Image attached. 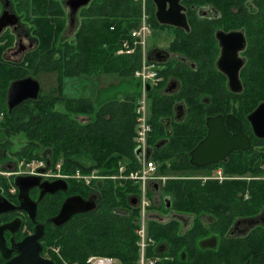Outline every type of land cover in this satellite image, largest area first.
<instances>
[{
    "label": "flooded vegetation",
    "instance_id": "af4514ba",
    "mask_svg": "<svg viewBox=\"0 0 264 264\" xmlns=\"http://www.w3.org/2000/svg\"><path fill=\"white\" fill-rule=\"evenodd\" d=\"M94 1L74 8L68 0L66 5L69 13L66 18L60 0H36L34 6L30 0H0V20L5 14L15 22L14 25L0 26L1 65L16 71H21L28 65V58L41 46L38 26L44 24L42 18L49 10L51 11L52 7L56 9L52 11V15L49 12L47 16L66 20L69 30L76 32L81 26L84 11ZM157 1L133 0L141 9L140 19L134 30H138L145 23L146 34L142 46L149 44L145 58L149 66V83L145 91L152 100L149 122L153 118L156 103L157 106L161 105L162 109V114L157 117L158 131L148 150L149 158L154 157L170 144L176 129L181 126L186 128L190 124L192 126L194 125L191 123L192 120L200 119L198 133L191 136L197 138L195 146L186 153L190 168L172 170V161L181 160L178 156L160 164L165 166L169 164L172 172L204 174L202 177L194 178L166 177L164 184L174 179L196 180L203 184L211 181L224 184L232 180L264 182V164L261 165L262 174L255 177L228 173V169L245 164L246 159L255 157L259 160L264 155V138L258 136V133L262 132L256 131L252 121L254 114L262 108L255 121L259 127L264 128V0ZM160 7L163 9L161 18ZM136 41L134 39L135 43ZM133 54H139L138 50L135 49ZM27 78L38 80L35 73H30L8 83L6 95L4 92L1 94V103L6 105L3 110L7 109L11 114L20 106L35 102L43 95L40 85L38 99L28 100L10 110L11 84ZM137 78L139 79L138 76ZM5 119V112L0 113V123ZM209 119H219L218 123L222 122L221 125L223 124L228 138L238 137V141L242 140V142L238 144L239 148L225 156L223 161L197 167L192 164V153L208 137ZM218 123L216 130L220 129ZM153 128L151 124L149 138L154 133ZM11 138L6 136L3 141L9 145ZM246 138L249 142L247 150L242 148L246 146ZM48 152L43 155L44 159ZM31 161L40 165L45 162L39 159ZM8 162L10 161H7L6 165L5 163L0 165V189L2 196L15 206L20 205L19 191L14 183L17 177L41 178L38 186L29 192L33 202L42 198L41 195L46 191L40 183H54L61 180L48 175L52 169V161L45 174L40 173V170L46 168V164L33 167L32 171L26 173L24 171L16 174L8 173L9 167L13 168ZM7 174L14 176L11 179L13 182L11 192L2 183L3 177ZM65 181L67 191L46 193L38 205L36 220L46 224V235L48 229L55 226L50 220L59 214L67 199L79 196L87 201L95 196L98 206L101 187L107 183V180H101L98 184L93 181L86 185L87 187L82 186L86 191L88 189L86 193L77 190L73 184L74 182L83 184L79 179L70 178ZM112 181L116 187L121 186L118 180ZM159 187L156 185L158 190ZM90 188H93L92 193H89ZM161 188L164 189L163 186ZM133 199H137V206L132 204ZM133 199L130 200L129 206L120 207L115 213L132 216L133 211L139 209L140 204L137 196ZM149 199L150 219L151 216H155L164 224H176L182 236H189L193 232L197 235L199 246L197 250L172 251L167 247L157 249L161 256L164 255L162 258L170 264L184 263L188 256H203L208 259V264H264V201H252L249 191L244 195L240 193V200L237 202H202L198 212L195 213H176L171 210V205L169 207L167 205L164 209L159 206L162 205L161 202H157L156 205L155 200L150 197ZM249 205L255 206L257 212L252 214L246 212V206ZM157 208H161L163 212H159ZM165 213L167 215H164ZM138 216L140 217L139 214ZM19 217L22 218V224L14 235L16 242H21L34 233V223L24 211H14L0 216V226L13 222ZM3 237L6 248L10 249L13 235L6 231ZM154 242L153 240L152 246L155 245ZM41 243L43 246V241ZM15 256L16 254L12 253L11 257ZM187 261L194 263L195 258ZM6 262L7 260L0 253V264Z\"/></svg>",
    "mask_w": 264,
    "mask_h": 264
},
{
    "label": "trees",
    "instance_id": "16d2710c",
    "mask_svg": "<svg viewBox=\"0 0 264 264\" xmlns=\"http://www.w3.org/2000/svg\"><path fill=\"white\" fill-rule=\"evenodd\" d=\"M30 1L34 6L36 0ZM55 9L52 7L42 18L44 24L38 26L41 46L28 58L29 66L16 71L0 63V113L6 114V119L0 123V162L6 163L9 159L5 152L9 145L3 141L4 138L23 135L27 143L19 153L20 161L44 160L43 155L49 151L52 167L61 163L62 173L67 175L78 170L86 174L96 170L102 176L112 177L119 173L121 166H125L127 172L134 170L138 165L135 143L138 96L133 94L122 101H108L97 108L89 96H66L64 85L70 80L74 82L81 75L118 74L128 77L138 70L141 64L139 54L128 56L117 53L125 41L132 39L131 31L137 27L141 16L140 6L133 0H95L84 11L81 26L72 41L62 39L67 30L66 20L47 16L49 12L52 15ZM53 72L59 75L55 90H50L35 102L20 106L11 114L7 109L3 110L6 105L1 103V94L4 92L6 95L9 82L30 73L38 75ZM60 104L64 110L58 107ZM161 111V105L157 106L156 103L150 122L154 127V133L148 141L150 145L158 131L157 117L162 114ZM71 114L93 119L80 122ZM199 120H192V126L190 124L186 128L181 126L176 129L170 144L153 157L154 161L162 163L178 156L181 160L172 161L171 169H189L186 153L194 148L197 141L191 136L198 133L197 128L201 125ZM82 157L91 158L94 165L83 166L78 160ZM263 164L264 155L259 160L249 158L238 168L228 169V173L255 177L262 174ZM106 182L101 187L99 204L94 211L74 216L61 227L51 226L48 229L43 240L44 257L49 258L51 249L57 247L60 254L51 256L56 264H61L63 260L87 264L88 258L92 256L111 258L120 264H139L140 240L136 233L139 228V209H135L132 216L115 213L116 209L129 206L135 195L131 193L135 191L138 195V186L119 181L121 186L116 187L113 181ZM248 191L252 201H264V182L246 180L203 184L196 180L174 179L168 181L164 194L170 197L173 212L195 213L202 202H237L240 193L244 195ZM149 192H158L156 183L150 186ZM155 201L156 205L161 202ZM159 206L166 209L167 202ZM246 212L256 213V207L246 206ZM29 225L32 228L30 221ZM148 233L150 239L160 244L157 249L167 247L172 251L191 252L199 247L195 232L182 236L176 224H164L155 216H151ZM150 248L146 251L148 258L154 252L153 258L164 256L158 253L159 250L152 251ZM192 258H195L194 263L187 261ZM185 261L177 264H208V259L203 256H188ZM163 264L170 263L164 261Z\"/></svg>",
    "mask_w": 264,
    "mask_h": 264
},
{
    "label": "water",
    "instance_id": "95a60500",
    "mask_svg": "<svg viewBox=\"0 0 264 264\" xmlns=\"http://www.w3.org/2000/svg\"><path fill=\"white\" fill-rule=\"evenodd\" d=\"M92 0H70V4L74 8H79L89 4ZM157 1V0H156ZM159 3V1H157ZM161 6V3H160ZM163 9L160 7L159 16L161 18ZM165 20V19H162ZM9 24L14 25L15 22H12L11 17H4L0 20V26H7ZM40 84L38 81L27 78L20 81H15L11 84L9 91V106L12 111L15 107L23 104L28 100H36L40 94ZM262 108L258 110L254 114V119L252 117V121L254 123L255 129L258 132L259 137L264 138V128L259 127L257 122L255 121V117L259 116ZM219 119H209L208 126L210 128V132L206 140L200 144L198 148H196L192 153V164L197 167H205L208 165L216 164L224 160L225 156H227L233 150L239 148V145L242 140L238 141L237 138L230 139L225 131L223 124L221 125V121L218 123ZM220 125V129L216 130V124ZM249 147L248 139L246 138V146L242 148ZM141 150H138L140 153ZM50 152L47 153L45 157L46 168L41 169L40 173L45 174L51 166V157ZM150 152L147 151V157H149ZM41 181L40 177L33 176H21L15 179V186L19 191L18 200L20 205L15 206L10 203L4 196H2V190L0 189V216L3 214H7L14 211H24L28 214L29 219L34 223V233L32 235L27 236L21 242H16L14 235L21 227L22 218H16L13 222H10L5 225L0 226V253L7 260L5 264H56L52 260L44 258L42 256L43 246L42 241L46 238V224H43L36 220L37 217V209L38 205L41 202L43 196L46 193H55L56 191L62 190L67 191V182L63 180H58L54 183H44L40 186L44 188L42 198H40L37 202H33L30 198L29 192L38 186ZM132 204L137 206V199L132 200ZM167 205L169 207V199L166 200ZM97 208L96 197L93 196L90 200H84L82 197L75 196L66 200L63 204L59 214L52 218L50 222H52L55 226L61 227L67 224L74 216L79 214H86L94 211ZM9 231L13 237L12 247L10 249L6 248L4 233ZM12 253H15V257H11Z\"/></svg>",
    "mask_w": 264,
    "mask_h": 264
},
{
    "label": "rangeland",
    "instance_id": "374dc122",
    "mask_svg": "<svg viewBox=\"0 0 264 264\" xmlns=\"http://www.w3.org/2000/svg\"><path fill=\"white\" fill-rule=\"evenodd\" d=\"M67 1L68 0H60V2H59L61 4L62 8L64 9L65 13H66V18H67V14L69 13V11H68L69 9L67 8V5H66ZM76 32L70 31L68 26H67V30L64 33L62 39L63 38L67 39V40L69 39L70 41H72ZM131 32H133V30ZM148 48H149V44L142 46V44H138V43L136 44L133 39H130L129 41H125L123 44V47L118 51L117 54L130 56V55H134L133 54L134 50L137 49L139 56H140V59H141L140 67L132 76L130 75L128 77H120L118 74H101L98 76H92L91 77L88 75H85V76L81 75L79 78L74 80V82H73V80L65 82V85H64L65 89L64 90H65L66 96H69V97H79V96L88 97L89 96V97L93 98V100L96 104V107L98 108L108 101H112V100L122 101L127 96L135 94L136 96H138L137 111H138V108L140 106L139 102L145 101L146 109H147V117L149 120L150 110H151L150 105L152 103V100L149 98V96L146 94V91H145V88H146L147 84L149 83V80L148 81L144 80L146 78L145 75L149 74V69H148L149 66L145 62V58H146ZM137 76L139 77V79L137 78ZM37 79H38L37 81H39V83L42 87V94L43 95L49 93V91L52 89L55 90L59 84V75L57 72L48 73V74L40 73L37 75ZM58 107L59 108L61 107L62 110H64L62 107V104L58 105ZM71 116L73 118H78L80 122H85V121H88L90 119H93V117L89 118V117L85 116L82 118L80 116H75L73 114H71ZM137 116H138V114H137ZM136 128H137V126H136ZM11 139L12 140H10L9 147L7 148V150H5V152H7V157H9L8 161H10V162H8V163H10V165H12L14 169L12 167H9V170H7L8 173L10 172V173L16 174V172H20V171H24V173H26V171L27 172L32 171L34 169L33 167L41 166L38 162L33 163V161H30V162L20 161L19 153L21 152L22 147L27 143V140L23 137V135H16V136H13ZM150 146L151 145L148 142L147 149L148 148L150 149ZM138 150L139 149H137V145H136V154L138 157V159H136V160L138 161V165L135 169H137L139 167V164H140L139 161L141 160L139 158L141 153H138ZM150 159H151V161H153L156 164V167L158 170V177L161 179H164L165 181L167 180L166 177L167 178H194L195 176H197V177L204 176V174L192 173V172H185V173L184 172L183 173L172 172L169 169V164L166 165V167L164 168L163 167L164 165L154 161L153 157ZM78 160L83 166H86V167H91L94 165L93 160L91 158H88V157H82V158H79ZM44 164H46V161L44 162ZM0 165H2L1 162H0ZM5 165H6V163H5ZM58 166H59V168H58ZM53 168L54 167H52V169L49 171L48 175H51V177H53L55 179H61L64 181L67 179H70V178L76 179L75 176L79 175L78 172H81L78 170L73 174H69V175L63 174L61 163H59L57 165V168H54V172H53ZM92 173H95V175H93L94 178L87 176L88 173L87 174L82 173L85 177L80 178L79 180L82 181L83 184L75 183V182L73 183L75 185V187L77 188V190L84 192V191H86V188H83L82 186L89 185L93 181L96 184H98V182H100L102 180L100 178V177H102V175L98 171L94 170L91 173H89L88 175H92ZM13 177H14L13 175L7 174L5 177H3V180H2L4 187H6L7 189L9 188L10 192L13 189V186H12L13 182L11 180ZM84 178L86 180L91 179L89 184H87L85 182L86 180ZM164 180H157L155 182L156 185L160 186L157 193L152 194L151 192H149V197L152 200L156 199L157 201H161L162 205H163V203L165 204L167 199H169V204H170V197L165 196V194H164V189L168 185V181L164 184V182H165ZM107 181H112V180H107ZM152 184H153V182L149 184L148 189L150 188V186ZM162 186L164 187L163 190L161 188ZM90 190L91 191H89V193H92L93 188H90ZM87 191H88V189H87ZM87 191H86V193H87ZM131 194H135V195H133V197L139 196V192H138V195H136L135 191L132 192ZM138 199H139V197H138ZM157 210L161 213L163 212L161 210V208H157ZM149 215H150V211H149L148 219H147V231H148V225L150 222ZM164 215H167V214L165 213ZM154 244L155 245H153L150 248V250H152V251H156L157 247L160 246V244H157L155 242H154ZM139 245H140V243H139ZM57 250H58V252H57ZM150 250H149V252H150ZM51 252L52 253L50 255H48L49 258H47V259L51 260V256L53 254H60V249L57 247H53ZM140 252H141V249H140ZM154 253H151L152 254V256H150L151 259H153ZM44 258H46V257H44ZM154 259L157 261V264H163V262L165 261L162 257L160 259L154 257ZM114 261L116 264H120L118 261H116V260H114ZM61 264H64V262H61Z\"/></svg>",
    "mask_w": 264,
    "mask_h": 264
},
{
    "label": "built area",
    "instance_id": "2783aa9c",
    "mask_svg": "<svg viewBox=\"0 0 264 264\" xmlns=\"http://www.w3.org/2000/svg\"><path fill=\"white\" fill-rule=\"evenodd\" d=\"M146 34V26L145 23L141 25L138 30H134L131 33V37L134 40H137L136 44H143L144 38ZM127 46V45H126ZM140 76V75H139ZM146 77V78H145ZM146 81H148L149 77L145 75ZM139 108L137 111L138 119H137V130L135 135V143L137 145V149L141 150V154L139 158V167L137 169L131 170L127 172L125 166H121L119 169V173L115 176H102L100 177L102 180H119L122 182H131L134 185L138 186L139 192V211H140V220H139V228L137 230V235L140 239V249H141V258L139 264H156L157 261L155 259H151L147 257L146 251L152 246L153 240L149 238L147 232V219L150 209V199H149V189L148 186L150 183H155L157 180H164L158 177V170L156 164L151 161L150 158L147 157V145L149 141V135L151 133V125L147 117V109L145 101L139 102ZM42 165V164H41ZM43 166V165H42ZM57 168V166L55 167ZM59 168V166H58ZM79 175L75 176L76 179H80L85 177L81 172H78ZM95 173L92 175H88L89 177H93ZM85 179V178H84ZM86 180V179H85ZM91 179L86 180L85 182L89 184ZM165 181V180H164ZM52 250V249H51ZM58 252V250H57ZM64 264H78V263H69L64 261ZM87 264H116L114 259L92 256L89 257Z\"/></svg>",
    "mask_w": 264,
    "mask_h": 264
},
{
    "label": "bare ground",
    "instance_id": "6f19581e",
    "mask_svg": "<svg viewBox=\"0 0 264 264\" xmlns=\"http://www.w3.org/2000/svg\"><path fill=\"white\" fill-rule=\"evenodd\" d=\"M147 63V62H146ZM140 72V71H139ZM149 149V148H148ZM149 158V157H148ZM97 176V175H96ZM128 183V182H127ZM133 199V198H132ZM188 205V204H187ZM139 211V210H138Z\"/></svg>",
    "mask_w": 264,
    "mask_h": 264
}]
</instances>
